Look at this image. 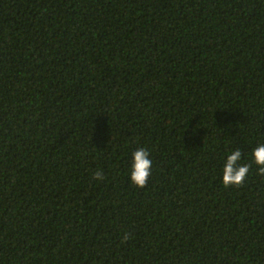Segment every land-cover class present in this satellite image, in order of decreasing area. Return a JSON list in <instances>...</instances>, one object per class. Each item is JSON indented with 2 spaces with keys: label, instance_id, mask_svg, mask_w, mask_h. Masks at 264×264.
I'll return each instance as SVG.
<instances>
[{
  "label": "trees",
  "instance_id": "obj_1",
  "mask_svg": "<svg viewBox=\"0 0 264 264\" xmlns=\"http://www.w3.org/2000/svg\"><path fill=\"white\" fill-rule=\"evenodd\" d=\"M258 142L264 0H0V264H264Z\"/></svg>",
  "mask_w": 264,
  "mask_h": 264
},
{
  "label": "clouds",
  "instance_id": "obj_2",
  "mask_svg": "<svg viewBox=\"0 0 264 264\" xmlns=\"http://www.w3.org/2000/svg\"><path fill=\"white\" fill-rule=\"evenodd\" d=\"M251 161L255 165L257 174L264 176V142H258L251 150ZM245 157L239 149H232L223 154L221 183L223 187L240 186L246 182L250 174V165L244 163ZM128 179L131 185L144 188L152 175L153 161L146 148L138 147L131 152L129 160ZM94 179L102 180L103 173L97 170Z\"/></svg>",
  "mask_w": 264,
  "mask_h": 264
}]
</instances>
